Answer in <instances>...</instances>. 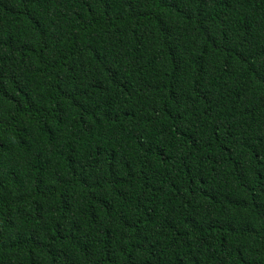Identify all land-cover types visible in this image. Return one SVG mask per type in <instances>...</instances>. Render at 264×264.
Returning a JSON list of instances; mask_svg holds the SVG:
<instances>
[{"label":"trees","instance_id":"16d2710c","mask_svg":"<svg viewBox=\"0 0 264 264\" xmlns=\"http://www.w3.org/2000/svg\"><path fill=\"white\" fill-rule=\"evenodd\" d=\"M0 264H264V0H0Z\"/></svg>","mask_w":264,"mask_h":264}]
</instances>
